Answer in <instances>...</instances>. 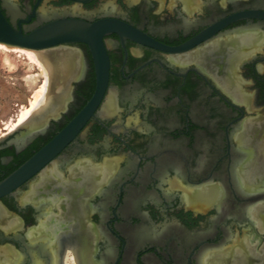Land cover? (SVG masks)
<instances>
[{
	"label": "flooded vegetation",
	"instance_id": "af4514ba",
	"mask_svg": "<svg viewBox=\"0 0 264 264\" xmlns=\"http://www.w3.org/2000/svg\"><path fill=\"white\" fill-rule=\"evenodd\" d=\"M0 7L23 30L59 19L109 21L123 28L103 38L109 79L92 115L0 198V264H79L67 245L74 222L61 226L62 184L80 181L71 176L79 163L115 167L105 180L96 175L90 194L81 197L88 210L83 221L99 232L90 236L91 263L209 264V255L233 252L247 238L254 250L246 262L263 263L264 208L257 210L260 224L252 212L263 206L264 190L236 192L231 173L241 156H264V40L226 60L228 50L237 48L236 37L257 32L264 39V0H0ZM211 44L219 46L217 58L224 63L218 79L202 65L176 61ZM69 47L83 61L77 77L59 111L34 130L23 124L0 138V183L51 144L93 98L97 76L90 47ZM110 95L114 110L103 114ZM249 124L256 125L254 133ZM53 167L60 177L35 187ZM207 185L225 189L220 208L183 200L185 189ZM56 225L55 239L49 230ZM235 259L230 256L227 264Z\"/></svg>",
	"mask_w": 264,
	"mask_h": 264
},
{
	"label": "bare ground",
	"instance_id": "6f19581e",
	"mask_svg": "<svg viewBox=\"0 0 264 264\" xmlns=\"http://www.w3.org/2000/svg\"><path fill=\"white\" fill-rule=\"evenodd\" d=\"M43 15L45 16V13H43ZM263 40H264L263 37L257 32H249L236 37L237 48H231L228 50L226 62L227 61L229 62L230 59L239 58L243 56L244 51L247 47L259 48ZM219 42L221 43V41ZM0 46H3V44H0ZM13 49L22 51L25 55L28 56V58L32 62H35L38 66H40L41 68L40 70L42 72V75L44 76V82L42 87L39 90H37L33 95V100L31 101V107L29 109H26L22 113L18 123L19 125L20 124L26 125L28 129L31 131L37 128L38 125L42 123L44 120H46V118L49 115L54 114L59 109L60 105L62 104V101L67 96L69 85L71 84V81L77 77L78 69L81 68L80 65L83 63V61L81 59V54L77 49H73L66 46H59L56 48H50L40 51L21 49L15 47ZM218 52H219V46L212 45L210 47H206L199 51L177 57L176 61L177 60L183 62L190 61L202 65L205 67V70L207 69L209 73L213 74L215 78L218 79L217 74L219 73L221 65L224 64L222 61L223 59L221 60L217 58ZM228 69L226 68V70ZM221 79L223 81V78ZM229 79L236 86L240 85V80L238 77L232 75L231 78ZM224 85L226 86L228 85L226 80ZM233 91L234 90H232V92ZM236 91L234 93H236V95L238 96L239 95L238 91L237 92ZM70 93L69 95H71ZM114 105H115L114 97L113 95H110V97L108 98L107 102L104 105L103 114H108L112 112L114 110ZM255 126L256 125L253 126L252 124H249L248 131L250 129L251 131L253 130L254 133V131L257 129ZM244 127L242 128L244 129ZM113 169H115V167L112 163L110 166L105 165V167H98L94 165L92 166L90 164L79 163V165H77L76 168H72L71 176L74 177L78 175L80 177V181L76 183L71 181H66L65 184H62L63 192L65 193V201L63 200L64 214L62 216L61 226L68 227L67 225L70 220L74 222V225L71 228L73 230L72 233L73 237L70 238L69 242L67 241L66 242L68 243L67 245L70 246L69 248L73 252L75 260L79 264H93L87 259L90 258L88 244L92 233L97 237L99 235L98 230L92 231L90 225L86 224L85 220L83 221L84 217L88 215L87 214L88 210L82 204L81 197H83L86 193L91 192L92 187L94 186L93 179L96 175H101L102 179L105 180L104 178L107 177V175L109 174L108 172ZM231 176H232L231 180L233 181L235 191L241 193L242 195H247V193L263 191L264 190V156L258 158L256 156V158H252V159H248L246 155L241 156L240 159H238L233 163ZM58 177H60V174L56 167L48 169L41 174L40 180L37 184H35V187L37 188L48 187L52 184L53 180L57 179ZM100 182L101 181H99V183ZM97 187L98 186H96V188ZM182 198L185 202H195L199 204L202 203L209 205L211 203H215L220 208V202H222L224 199L227 200V193L221 185L219 186L207 185L200 189H194V190L185 189ZM260 207L264 208V204L263 206L262 205L257 206L256 207L257 209H255L252 212V217L256 219L257 223L259 224H260V220L257 216L259 215L257 214V210H259L258 208ZM54 229L55 230L57 229V225L55 226V228L50 229L49 233L54 234L55 235L54 238L56 239L57 234L54 231ZM65 230L67 231H64V234L68 232V229ZM40 234H42V232ZM54 238H51V240H54ZM63 238H65V236ZM244 241H245L244 244L245 246L242 247L238 246L237 249L233 252L227 249H223L219 252L209 255L207 257L209 264H227V260L230 258V256L234 257V259L236 258L233 264H246L247 263L246 260L248 256H252L253 254L252 252L254 249L253 247H251L250 240L248 238L245 239ZM262 264H264V261Z\"/></svg>",
	"mask_w": 264,
	"mask_h": 264
},
{
	"label": "water",
	"instance_id": "95a60500",
	"mask_svg": "<svg viewBox=\"0 0 264 264\" xmlns=\"http://www.w3.org/2000/svg\"><path fill=\"white\" fill-rule=\"evenodd\" d=\"M42 22L39 21L31 26H26L24 30L17 28L8 21L0 7V44L12 48L40 51L59 46L69 47L76 43H86L89 45L94 59L97 76L96 91L84 110L63 133L57 136L51 144L42 149L34 158L0 183V198L9 194L15 187L34 174L37 166L42 165L49 157L55 154L92 115L105 94L109 79V57L103 38L113 32L121 34L123 30L121 25L109 21L89 24L76 19H59L46 25H43Z\"/></svg>",
	"mask_w": 264,
	"mask_h": 264
},
{
	"label": "rangeland",
	"instance_id": "374dc122",
	"mask_svg": "<svg viewBox=\"0 0 264 264\" xmlns=\"http://www.w3.org/2000/svg\"><path fill=\"white\" fill-rule=\"evenodd\" d=\"M35 62L20 50L0 46V138L19 127L22 113L31 107L33 95L44 82Z\"/></svg>",
	"mask_w": 264,
	"mask_h": 264
}]
</instances>
